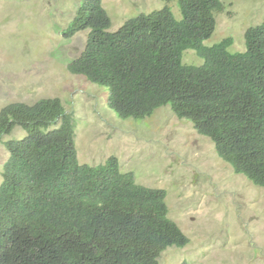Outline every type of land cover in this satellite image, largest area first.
Instances as JSON below:
<instances>
[{
	"label": "trees",
	"instance_id": "trees-1",
	"mask_svg": "<svg viewBox=\"0 0 264 264\" xmlns=\"http://www.w3.org/2000/svg\"><path fill=\"white\" fill-rule=\"evenodd\" d=\"M111 31L101 0H82L65 34L89 29L71 74L106 87L122 119H144L170 105L210 137L220 158L264 186V20L246 29L245 49L231 36L206 45L224 0H176ZM203 59L183 62L184 51ZM55 125V126H54ZM9 157L0 182V264H161L188 237L169 217L164 189L139 184L112 156L80 163L75 122L61 100L40 98L0 109ZM187 264V263H182Z\"/></svg>",
	"mask_w": 264,
	"mask_h": 264
},
{
	"label": "rangeland",
	"instance_id": "rangeland-1",
	"mask_svg": "<svg viewBox=\"0 0 264 264\" xmlns=\"http://www.w3.org/2000/svg\"><path fill=\"white\" fill-rule=\"evenodd\" d=\"M81 1L0 0V109L57 97L75 122L80 163L97 165L114 156L139 184L164 189L169 217L189 242L164 250L161 264H264V186L236 173L210 137L176 116L170 105L144 119H122L108 107L106 87L68 71L89 33L65 34ZM101 3L111 31L166 4L179 16L176 0ZM263 20L264 0H224L215 31L204 43L231 36L229 51H243L246 29ZM183 62L199 65L203 59L187 49ZM25 135L15 127L0 137V182L9 157L5 142Z\"/></svg>",
	"mask_w": 264,
	"mask_h": 264
},
{
	"label": "clouds",
	"instance_id": "clouds-1",
	"mask_svg": "<svg viewBox=\"0 0 264 264\" xmlns=\"http://www.w3.org/2000/svg\"><path fill=\"white\" fill-rule=\"evenodd\" d=\"M188 120V119H187Z\"/></svg>",
	"mask_w": 264,
	"mask_h": 264
}]
</instances>
